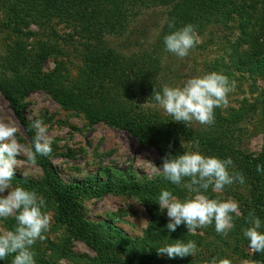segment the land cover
<instances>
[{
	"label": "rangeland",
	"instance_id": "obj_1",
	"mask_svg": "<svg viewBox=\"0 0 264 264\" xmlns=\"http://www.w3.org/2000/svg\"><path fill=\"white\" fill-rule=\"evenodd\" d=\"M84 4L89 8L86 14L92 21L97 11L99 17L108 20L100 27V40L97 39L98 31L90 38H83L75 25L57 15L38 17L35 22L21 10V15L11 13L9 8L15 6L14 2L0 0V73L12 78L15 73L9 63L17 60L14 55L28 54L33 62L24 64L21 61L20 64L22 67L31 65L29 73L33 77H40L55 87L61 85L76 97L86 96L98 104L100 95L96 94L94 77L98 74L91 69L88 60L94 57L100 60L103 54L112 55L120 66L137 70L133 65L138 66L145 59L143 71L138 74L143 87L123 88L127 91L121 100L124 103L113 98L118 101V109H122L118 110L117 117L125 113L134 119L139 116L145 120L152 118L178 127L180 151L175 154L183 152L181 142H185V148L195 142L205 156L231 158L233 164L229 172L242 174L244 182L234 181L221 191H213L210 187L204 194L209 198L237 202L240 214H233V224L248 210L254 213L252 217L261 220L260 230L264 231V174L259 173L263 179L260 185L251 181L254 173H258L255 160L264 156V73L251 76L232 66L230 59L240 35L235 23L215 22L201 33L196 32L199 42L181 59L166 51L163 43V38L171 32L166 29L170 17L165 0H86ZM43 48L48 49V54L35 66L36 53ZM95 52L100 55L93 54ZM210 72L225 75L230 84L234 82L227 94V105L214 109L213 124L174 122L155 105L153 89L159 91L165 85L182 86L188 78ZM129 76L137 75L132 72ZM11 84L16 89L15 81ZM20 102L31 126L36 120L47 126L46 137L52 150L46 159L55 176L64 183L89 188L77 200L83 219L107 239L120 256L131 255L134 260L130 259V264H207L213 257L227 259L230 264L257 263L254 258L257 252L249 248L243 235L252 217L244 225H235L227 235L218 234L214 222L190 233L193 240L189 241L196 244L192 256L168 259L158 256L155 250L146 252L139 238L144 236L152 214L168 222L166 212H161L155 203L160 190L167 189L180 199L192 195L183 187V182L181 186L171 184V187L165 180L160 182L161 173L155 168L161 165L163 154L154 141L153 132L136 136L109 119L92 117L85 107L64 105L44 88L31 90ZM104 105H99L100 109ZM8 121L18 128L16 139L22 146L12 186H23L42 196L46 201L45 210L51 217L45 238L32 246L35 264H102L97 252L84 241L72 237L68 226L59 220L57 203L46 192L48 185L36 189L19 181L22 177L43 180L46 170L38 156L35 155L33 164L24 154L33 142L0 89V122ZM241 167L246 169V174L240 171ZM130 178L139 183L157 179L158 183L149 184L148 192L143 194L120 190L119 185ZM108 182L112 188H108ZM237 194L241 195V200ZM148 197L150 203L146 201ZM246 200L249 204L243 202ZM14 224L12 218L0 220V231L11 230ZM180 228L187 231L183 224L177 227ZM11 259V256L6 257L0 264H10Z\"/></svg>",
	"mask_w": 264,
	"mask_h": 264
},
{
	"label": "trees",
	"instance_id": "obj_2",
	"mask_svg": "<svg viewBox=\"0 0 264 264\" xmlns=\"http://www.w3.org/2000/svg\"><path fill=\"white\" fill-rule=\"evenodd\" d=\"M15 6L12 5L11 13L17 12L20 14V10L32 18V21H37V18H46L57 15L60 19L68 21L71 25H75L76 29L81 32L83 38H90L94 35V32L98 31L97 39L100 40V27L105 25L108 20L99 17L100 14L97 9L95 20L88 18L86 11L89 8L86 0H11ZM82 1H84L82 3ZM169 5V17L167 30L171 32L177 28L183 27L186 24H192L197 33L204 31L210 24L215 22L221 23H235V26L240 30V35L236 40L237 45L235 53L230 59L232 66L237 69H242L248 72L249 75H260L264 73V0H165ZM96 8V7H95ZM35 21V22H36ZM43 23V21H40ZM111 23V22H110ZM174 26V27H173ZM98 50V49H94ZM48 49L43 48L36 53L38 60H34L35 66L38 62H43L47 56ZM95 55L96 52L93 53ZM17 58L16 61L10 62L11 70L14 71L12 78L6 77L3 73H0V89L4 92L13 112L18 118L20 124L25 129L29 138L33 142L35 131L29 123L21 104V100L31 90L36 88H44L48 90L52 96L64 105H72L75 108V104L82 108L89 110L92 117H100L109 119L110 122L120 125L122 128L129 130L136 136L142 137L146 132H153L154 141L157 142L159 148L163 154L174 152L179 150V133L178 127H172L166 121L158 122L152 118H141L134 119L123 113L118 118L119 105L118 99L121 101L123 97L127 95V91L122 90L123 88L130 87L131 90L136 86L142 88L138 74L143 71L144 63L146 60L138 63V66L133 67L137 70H133L132 67L127 65L120 66V63L112 55H104L100 60L97 57L88 60L91 65V69L98 74L94 76L96 79L95 86L98 90L91 85L92 88L96 89V94L100 95V104L94 103L89 98L71 94L62 86H54L51 82L45 81L40 77H33L29 73V67L21 66V61L25 63L33 62V58L30 56L22 55L19 53L14 55ZM40 60V61H39ZM115 66V64H117ZM115 66V67H113ZM231 67V66H230ZM229 67V68H230ZM230 70V69H227ZM135 73L137 76H129V73ZM135 78V81H134ZM15 81V85L11 82ZM10 83V84H9ZM55 87V89H54ZM114 97L117 98L113 99ZM111 98V99H110ZM124 103V101H121ZM105 104V105H104ZM104 105L103 109L100 106ZM38 161L45 168L46 176L45 179L37 181L32 178H20L23 184L36 189H44L45 184L48 185L46 189L47 194L53 198L58 206L59 220L68 226L72 237L84 241L94 251L97 252L99 261L102 264H130V259H133L131 255L120 256L118 251L112 247V244L102 237L99 232L92 228L90 223L86 222L80 214L78 209V198L85 192H88L87 187L79 185L77 183L70 184L60 181L54 174V170L49 168L50 162L46 159V156L38 155ZM264 161L262 159H256L255 162L259 165ZM264 163V162H263ZM245 167V166H244ZM248 169L247 167H245ZM246 169L240 168V171L246 174ZM51 170V171H50ZM111 174V171H110ZM250 174V173H249ZM248 174V177H249ZM160 177V176H159ZM158 177V178H159ZM157 178V176L155 177ZM162 178L160 182L165 180ZM263 179L259 173H254L251 177V181L261 184ZM170 184V182L164 181ZM158 183L157 179L139 183L135 179H128L124 183L119 185V189L122 191L131 192L134 191L139 194L147 193V187L149 184ZM259 184V185H260ZM100 188L102 186L98 185ZM108 188H112L110 182H108ZM130 190V191H129ZM241 195L237 194V197L241 200ZM150 203V197L146 199ZM249 204V201H243ZM254 213L246 210L244 211L243 218L234 223L235 225H244L246 221L252 217ZM256 214V213H255ZM165 219H158L154 214L151 216V221L145 231L142 238H139V242L144 245L145 251L150 252L156 251V247L162 246L164 243H174L176 239L183 242L193 240L192 235L187 233L183 229H176L174 232H169L165 225ZM147 249H146V247ZM256 264H264V252L257 253L254 257ZM175 259H179L178 257ZM134 260V259H133Z\"/></svg>",
	"mask_w": 264,
	"mask_h": 264
},
{
	"label": "clouds",
	"instance_id": "obj_3",
	"mask_svg": "<svg viewBox=\"0 0 264 264\" xmlns=\"http://www.w3.org/2000/svg\"><path fill=\"white\" fill-rule=\"evenodd\" d=\"M174 27V26H173ZM198 37L192 24L177 28L163 38L165 50L183 59L197 44ZM234 87L228 78L217 72L188 78L182 86H163L159 91L153 89L155 105L172 117L174 122L188 124L193 121L201 125L214 123V109L226 106L227 94ZM35 136L31 149L24 154L35 164V155L46 156L51 146L46 137L47 126L36 120L32 124ZM18 128L13 122H0V220L12 218L15 224L11 230L0 231V261L11 256L10 264H35L32 246L37 240L45 238L51 217L47 213L46 201L38 193L23 186H12L15 176L16 159L22 146L16 139ZM182 153L171 152L161 157V165L155 170L173 185L185 187L192 195L180 199L167 189H161L156 204L161 212H166L168 223L165 228L174 232L184 225L188 233L214 222L218 234L227 235L233 227V214L239 215L238 203L233 200L209 198L204 193L211 187L221 191L234 181L244 182L240 173L231 174V158L219 159L205 156L199 151V144L192 143L185 148L181 142ZM257 172L264 174V165H257ZM187 178V180L185 179ZM250 226L243 232L254 252H264V231L261 220L252 217ZM158 256L168 259L192 256L196 250L194 241L186 243L176 239L174 243H164L156 247ZM207 264H230L227 259L213 257Z\"/></svg>",
	"mask_w": 264,
	"mask_h": 264
}]
</instances>
